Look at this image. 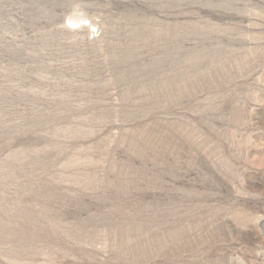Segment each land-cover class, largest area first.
Segmentation results:
<instances>
[{"label": "rangeland", "instance_id": "374dc122", "mask_svg": "<svg viewBox=\"0 0 264 264\" xmlns=\"http://www.w3.org/2000/svg\"><path fill=\"white\" fill-rule=\"evenodd\" d=\"M0 264H264V0H0Z\"/></svg>", "mask_w": 264, "mask_h": 264}, {"label": "bare ground", "instance_id": "6f19581e", "mask_svg": "<svg viewBox=\"0 0 264 264\" xmlns=\"http://www.w3.org/2000/svg\"><path fill=\"white\" fill-rule=\"evenodd\" d=\"M81 21L83 22L84 19H82V20H76V21L71 20V23L74 24V26H79L78 24H80ZM83 23L85 24V22H83Z\"/></svg>", "mask_w": 264, "mask_h": 264}]
</instances>
